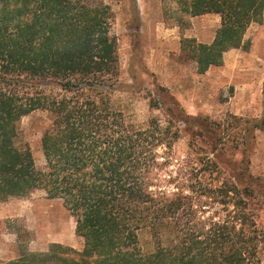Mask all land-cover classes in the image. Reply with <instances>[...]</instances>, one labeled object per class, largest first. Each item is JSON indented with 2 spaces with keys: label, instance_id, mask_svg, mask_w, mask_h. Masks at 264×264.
<instances>
[{
  "label": "trees",
  "instance_id": "trees-1",
  "mask_svg": "<svg viewBox=\"0 0 264 264\" xmlns=\"http://www.w3.org/2000/svg\"><path fill=\"white\" fill-rule=\"evenodd\" d=\"M163 2L182 30L195 16H221L211 42L182 36L181 57L199 74L223 65L229 50L249 49V27L264 21V0ZM114 17L105 0H0V201L44 190L63 200L84 238L81 249L20 243L19 257L0 264H264V177L248 153L264 115L233 116L244 128L240 160L203 126L207 117L179 105L167 107L166 124L136 125L114 99ZM36 110L49 119L42 164L20 125ZM178 122L193 128L194 158L174 171Z\"/></svg>",
  "mask_w": 264,
  "mask_h": 264
},
{
  "label": "rangeland",
  "instance_id": "rangeland-1",
  "mask_svg": "<svg viewBox=\"0 0 264 264\" xmlns=\"http://www.w3.org/2000/svg\"><path fill=\"white\" fill-rule=\"evenodd\" d=\"M105 1L114 11L112 32L119 44L120 87L114 94L118 107L141 127L152 117L166 124L172 116L167 108L171 104L191 117H207L203 126L215 129L240 160L241 148L236 147L244 128L236 126L233 116L264 115V21L249 27L245 36L249 49L236 48L225 56L223 65L199 74L194 62L181 57V39L211 40L220 25L217 14L195 16L191 26L182 30L165 14L163 0ZM180 114L175 113L179 119ZM48 123L47 113L41 110L20 122L38 164L44 162L41 137ZM178 124L182 130L174 146V171L194 158L189 147L193 128ZM248 147L252 171L264 177V130L250 137ZM20 243L32 251H46L52 243L81 249L84 238L77 233V217L63 200L36 190L27 197L0 201V262L19 257Z\"/></svg>",
  "mask_w": 264,
  "mask_h": 264
},
{
  "label": "crops",
  "instance_id": "crops-1",
  "mask_svg": "<svg viewBox=\"0 0 264 264\" xmlns=\"http://www.w3.org/2000/svg\"><path fill=\"white\" fill-rule=\"evenodd\" d=\"M208 14H211V13H207V15H208ZM214 14H216V13H214ZM203 15H206V14H203ZM217 15L220 17V19H219V23H220V25H221V16H220L219 14H217ZM220 25H219V26H220ZM218 28H219V27H218ZM218 28H217V29H218ZM215 34H216V32H215ZM215 34H214V36L211 38V40H209L208 42H211V41L214 39ZM198 37H199V36H198ZM203 42H206V41H203ZM234 49H236V48H234ZM234 49H231V50H229L228 52H226V53H225V56H226L229 52H231L232 50H234ZM225 56H224V59H225ZM15 258H16V257H15ZM15 258H12V259H15ZM2 260H6V261H7V260H11V259H2Z\"/></svg>",
  "mask_w": 264,
  "mask_h": 264
}]
</instances>
